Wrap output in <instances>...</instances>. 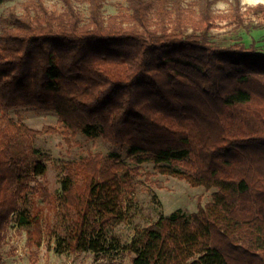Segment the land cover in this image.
<instances>
[{
  "label": "trees",
  "instance_id": "trees-1",
  "mask_svg": "<svg viewBox=\"0 0 264 264\" xmlns=\"http://www.w3.org/2000/svg\"><path fill=\"white\" fill-rule=\"evenodd\" d=\"M64 1L61 12L26 0L22 14L0 16V264L29 189L68 222L62 251L96 249L146 163L216 191L192 219L176 210L138 228L132 264H264V48L212 38L219 18L246 26L264 3L230 0L232 10L217 14V0H126L105 17L106 0H84V20ZM19 107L55 111L58 125L30 127L10 115ZM46 133L98 135L134 165L90 152L65 162L60 194L32 186L47 166L26 139ZM40 208L21 215L35 257L46 235Z\"/></svg>",
  "mask_w": 264,
  "mask_h": 264
},
{
  "label": "rangeland",
  "instance_id": "rangeland-1",
  "mask_svg": "<svg viewBox=\"0 0 264 264\" xmlns=\"http://www.w3.org/2000/svg\"><path fill=\"white\" fill-rule=\"evenodd\" d=\"M26 0H7L0 6V16H9L13 13L22 14ZM192 0H184L189 3ZM77 9L82 13L84 20L90 15V9L84 0H74ZM264 3V0H242L244 6ZM47 6L53 11H62L66 8L64 0H46ZM126 0H106L103 7L105 17L117 13L121 8H127ZM217 14H225L232 10L230 0H217L213 4ZM229 20L219 18L217 26L212 30V38L221 44H230L243 40L247 44L252 41H261L264 38V27L255 25L264 22V14L252 15L247 19L246 26H235ZM0 24V30H1ZM259 43V42H258ZM16 120L25 122L33 128L45 125H58V115L52 110H43L35 107H19L10 111ZM26 146L32 145L38 154L43 157L47 171L43 176H37L30 181L32 186L37 181H43L55 193L62 192V179L66 161L78 160L90 152H100L104 155L119 154L130 165H134L126 149L119 147L102 137L95 135L88 137L79 133L70 141H66L60 133H46L26 139ZM213 189L202 186H192L186 180L156 172L153 164H143L133 174L132 181L125 190V201L122 218L116 219L99 235L98 247L82 251H62V238L68 231V222L58 213H46L44 203L33 195L29 189L21 202V208L12 215L2 247V264H132V256L128 245L132 241L136 230L156 222L159 218L181 210L189 219L204 206L212 201ZM34 207L45 215V241L38 256L31 254L27 246L28 226L21 222V215L31 211Z\"/></svg>",
  "mask_w": 264,
  "mask_h": 264
},
{
  "label": "crops",
  "instance_id": "crops-1",
  "mask_svg": "<svg viewBox=\"0 0 264 264\" xmlns=\"http://www.w3.org/2000/svg\"><path fill=\"white\" fill-rule=\"evenodd\" d=\"M263 35H264V32H263ZM256 42V41H255ZM259 42V43H258ZM259 46H261L262 48H264V38H262L261 41H257L256 42Z\"/></svg>",
  "mask_w": 264,
  "mask_h": 264
}]
</instances>
